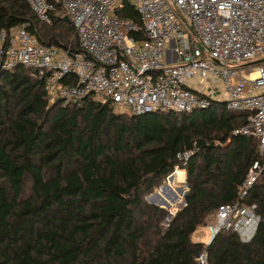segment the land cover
I'll list each match as a JSON object with an SVG mask.
<instances>
[{
  "label": "trees",
  "instance_id": "16d2710c",
  "mask_svg": "<svg viewBox=\"0 0 264 264\" xmlns=\"http://www.w3.org/2000/svg\"><path fill=\"white\" fill-rule=\"evenodd\" d=\"M118 14L139 22L127 3ZM64 15L57 5L46 22L25 0H0V31L24 25L40 44L78 50ZM246 119L219 104L133 115L91 95L51 103L38 70H0V264H198L203 250L207 264H264V166L243 201L259 216L252 240L193 239L260 157L256 137L235 133ZM177 165L187 191L163 227L166 211L145 196Z\"/></svg>",
  "mask_w": 264,
  "mask_h": 264
},
{
  "label": "built area",
  "instance_id": "2783aa9c",
  "mask_svg": "<svg viewBox=\"0 0 264 264\" xmlns=\"http://www.w3.org/2000/svg\"><path fill=\"white\" fill-rule=\"evenodd\" d=\"M25 1L46 22L58 5L78 40V50L64 49L40 44L24 25L0 31V70L17 64L38 70L49 102L67 105L91 95L133 115L215 104L247 113L235 133L256 137L260 157L246 172L238 200L221 204L205 227L206 244L221 230L251 241L259 216L243 201L264 166V61L247 63L264 58V0ZM124 3L134 7L138 23L119 16ZM71 73L75 84L64 85ZM196 260L207 264V252Z\"/></svg>",
  "mask_w": 264,
  "mask_h": 264
},
{
  "label": "rangeland",
  "instance_id": "374dc122",
  "mask_svg": "<svg viewBox=\"0 0 264 264\" xmlns=\"http://www.w3.org/2000/svg\"><path fill=\"white\" fill-rule=\"evenodd\" d=\"M185 175L186 172L184 169H180L178 174H175L171 180V186H169V180L168 176L165 178V181L162 182L155 190H153L151 193L149 194H154L155 192H158L157 195H155V199L157 201H165L167 203V206L164 207V204H160V208H163L166 211V215L165 218L167 217L168 214L172 215L175 213V211L177 209H179L181 206H183L184 203V199H183V195H184V191L187 190V188L185 187ZM168 184V187L162 188L163 185ZM178 187H183L184 190L180 191L179 189H177ZM165 189L164 192H168V197H169V201H167L166 199H164L162 196L159 195L160 190ZM176 190V192L174 191ZM149 194H147L146 196H148ZM179 195H181V197H179ZM146 196H145V200H146ZM147 202V200H146ZM148 203V202H147ZM170 217V218H171ZM164 218V220H165ZM169 219V218H168ZM164 220L162 221L161 225L163 227L166 226L167 222H164ZM209 235H208V231L206 229V227H199L194 233H193V239L196 241H200L203 243H206L208 241Z\"/></svg>",
  "mask_w": 264,
  "mask_h": 264
},
{
  "label": "water",
  "instance_id": "95a60500",
  "mask_svg": "<svg viewBox=\"0 0 264 264\" xmlns=\"http://www.w3.org/2000/svg\"><path fill=\"white\" fill-rule=\"evenodd\" d=\"M63 20L65 21V22H67V23H70V19L68 18V16L67 15H64L63 16ZM264 61V58L263 59H259V60H256V61H252V62H249V63H247V65H256V64H259V63H262ZM172 175H169L168 176V179H170V180H172ZM168 187V184H165V185H163L162 186V188H167ZM177 189H179L180 191H183L184 190V188L183 187H178ZM187 191V190H186ZM186 191H184V195H185V193H186ZM158 194V192H155L154 194H149L148 196H146V200H147V202L149 203V204H151V205H154V206H160V204H164L165 206L164 207H166L167 206V203L165 202V201H163V200H161V201H157L154 197H155V195H157ZM184 195H183V199H184ZM177 211V210H176ZM175 211V212H176ZM171 217V214H168L167 215V217L165 218V220H164V222H169V220L171 219L170 218ZM169 218V219H168Z\"/></svg>",
  "mask_w": 264,
  "mask_h": 264
}]
</instances>
